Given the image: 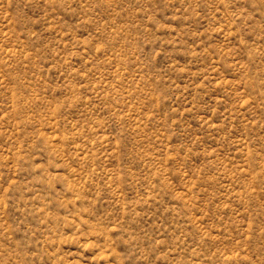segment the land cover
<instances>
[{
  "label": "rangeland",
  "instance_id": "rangeland-1",
  "mask_svg": "<svg viewBox=\"0 0 264 264\" xmlns=\"http://www.w3.org/2000/svg\"><path fill=\"white\" fill-rule=\"evenodd\" d=\"M0 264H264V0H0Z\"/></svg>",
  "mask_w": 264,
  "mask_h": 264
}]
</instances>
